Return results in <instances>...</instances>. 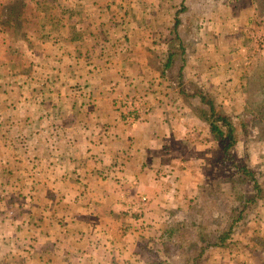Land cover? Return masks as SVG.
I'll use <instances>...</instances> for the list:
<instances>
[{
  "label": "crops",
  "instance_id": "1",
  "mask_svg": "<svg viewBox=\"0 0 264 264\" xmlns=\"http://www.w3.org/2000/svg\"><path fill=\"white\" fill-rule=\"evenodd\" d=\"M7 1L0 120L4 134L20 130L16 160H8L18 164L16 178L8 175L31 200L15 229L27 249L17 263H169L164 233L183 225H173L179 215L197 217L186 202L200 199L211 156L207 129L184 126L200 121L182 105L199 96L183 91L231 92L244 80L249 10L242 0H48L44 14L19 17L3 15ZM164 85L175 95L159 94ZM125 96L151 108L133 126L114 107ZM175 101L181 112L170 109Z\"/></svg>",
  "mask_w": 264,
  "mask_h": 264
},
{
  "label": "rangeland",
  "instance_id": "2",
  "mask_svg": "<svg viewBox=\"0 0 264 264\" xmlns=\"http://www.w3.org/2000/svg\"><path fill=\"white\" fill-rule=\"evenodd\" d=\"M38 1L41 3L40 12L33 6L32 0H26V6L18 8L15 4H18L19 0H8L3 15L19 14V17H26L44 14L49 2ZM242 1L245 9L249 10L243 18L245 24L247 16L250 19L245 30L246 36H249L250 32L264 22V0ZM142 9L127 7L126 12L129 15L138 11L142 15ZM24 27L26 30H32L33 21H26ZM247 39L250 42L248 37ZM246 56L247 54L244 57V71L247 75L244 80L240 79L237 87L232 88L231 92H225V88L214 91H208L206 88H184L183 92L189 95H203L213 103L215 112L229 118L235 127L237 144L226 156L213 140L205 123L199 118V125L186 121L185 127L192 125L207 129L202 138L206 140L211 156L199 174L201 180L206 182L200 189V199L195 203L190 200L186 202L190 207L196 208L197 217L184 214V217L179 215L174 221L173 225L181 222L183 225L180 224L178 232L169 238L167 251L170 262L167 264H191L185 260L181 261L180 255L185 258L194 256L196 261L193 264H264V52L257 55L254 61L245 59ZM169 76L172 81L178 77L176 71H169ZM166 89L168 88L164 85L158 89V93L174 96L177 92L176 89H170L169 92ZM198 99L187 100L182 104L188 111L192 110L196 117L199 116V110H209L208 106L201 105ZM180 105L181 103L175 101L169 104V107L171 110H182ZM180 110L176 113L181 112ZM1 126L0 120V175L2 170L8 179L3 180L0 176V264H18L16 257L24 255L27 249L18 245L21 236L15 229L22 222L21 218L27 216L24 209L29 203L24 202L31 200L18 196L17 181L11 177L14 172L16 178L18 164L8 161L16 160L17 145L22 144L19 140L20 130L15 125L14 129L10 127V131L4 134ZM9 171H13L12 174L8 175ZM228 231L230 235L227 241L216 246L220 243L222 235ZM255 238H259V241Z\"/></svg>",
  "mask_w": 264,
  "mask_h": 264
},
{
  "label": "trees",
  "instance_id": "3",
  "mask_svg": "<svg viewBox=\"0 0 264 264\" xmlns=\"http://www.w3.org/2000/svg\"><path fill=\"white\" fill-rule=\"evenodd\" d=\"M199 96V103L201 105L208 106L209 110L205 111L204 109L199 110L198 118L208 126V131L212 136L213 140L219 145L224 155H228L230 150L236 147L237 136L235 132V127L229 118L224 114H218L215 112L214 105L209 100H206L203 95ZM254 179V178H253ZM176 229V228H174ZM178 232V229H167L164 233L166 238H170L175 233ZM230 231L226 232L220 238V243L216 246L222 245L223 242L227 241L229 238ZM259 241V238H255ZM261 243V242H260ZM264 245V240H262ZM224 245V244H223Z\"/></svg>",
  "mask_w": 264,
  "mask_h": 264
},
{
  "label": "built area",
  "instance_id": "4",
  "mask_svg": "<svg viewBox=\"0 0 264 264\" xmlns=\"http://www.w3.org/2000/svg\"><path fill=\"white\" fill-rule=\"evenodd\" d=\"M250 40L248 54L245 59L256 60L257 55L264 52V22L255 28L247 36ZM115 110L122 123L127 126H133L138 123L142 117L150 113V106L146 104L142 97L125 96L119 97L115 102ZM145 201V199H143Z\"/></svg>",
  "mask_w": 264,
  "mask_h": 264
}]
</instances>
